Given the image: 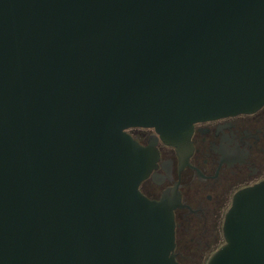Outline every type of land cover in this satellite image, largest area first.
Wrapping results in <instances>:
<instances>
[{"label":"water","instance_id":"obj_1","mask_svg":"<svg viewBox=\"0 0 264 264\" xmlns=\"http://www.w3.org/2000/svg\"><path fill=\"white\" fill-rule=\"evenodd\" d=\"M264 103V0H0V264H181L127 133L182 145ZM206 264H264V180Z\"/></svg>","mask_w":264,"mask_h":264},{"label":"flooded vegetation","instance_id":"obj_2","mask_svg":"<svg viewBox=\"0 0 264 264\" xmlns=\"http://www.w3.org/2000/svg\"><path fill=\"white\" fill-rule=\"evenodd\" d=\"M126 131L152 161L140 191L154 200L168 194L174 204L175 259L206 264L224 242V216L235 193L264 180V103L253 112L197 121L178 146L152 127Z\"/></svg>","mask_w":264,"mask_h":264}]
</instances>
